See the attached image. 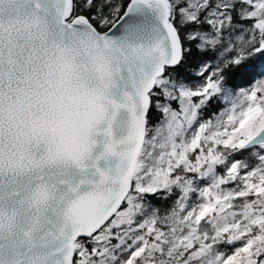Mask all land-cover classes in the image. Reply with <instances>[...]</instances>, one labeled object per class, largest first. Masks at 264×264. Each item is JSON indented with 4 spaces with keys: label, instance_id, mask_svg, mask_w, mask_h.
<instances>
[{
    "label": "snow or ice",
    "instance_id": "1",
    "mask_svg": "<svg viewBox=\"0 0 264 264\" xmlns=\"http://www.w3.org/2000/svg\"><path fill=\"white\" fill-rule=\"evenodd\" d=\"M0 264H264V0H0Z\"/></svg>",
    "mask_w": 264,
    "mask_h": 264
}]
</instances>
